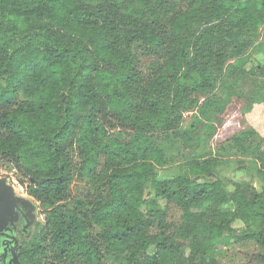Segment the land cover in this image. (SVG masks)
I'll return each mask as SVG.
<instances>
[{
	"label": "trees",
	"instance_id": "1",
	"mask_svg": "<svg viewBox=\"0 0 264 264\" xmlns=\"http://www.w3.org/2000/svg\"><path fill=\"white\" fill-rule=\"evenodd\" d=\"M263 25L264 0H0V163L44 222L20 264H209L242 229L264 264V136L176 149L187 109L220 112L240 82L243 118L264 103V65L243 69ZM227 163L262 191L227 193Z\"/></svg>",
	"mask_w": 264,
	"mask_h": 264
},
{
	"label": "rangeland",
	"instance_id": "2",
	"mask_svg": "<svg viewBox=\"0 0 264 264\" xmlns=\"http://www.w3.org/2000/svg\"><path fill=\"white\" fill-rule=\"evenodd\" d=\"M259 33L260 37L257 41L264 45V25L259 29ZM250 56L251 60L243 67L246 74H249L258 64L264 65V46L258 51H256V49L250 51ZM247 90L248 87L244 88L243 84L240 82L238 87L231 90L233 96L231 95L229 97L227 103L222 107V110L216 114L210 113L206 118L198 115L197 108L187 109L183 114L181 129L178 131L177 135V137H181L182 140H184L185 144L176 142V144H178L176 145V149L183 150L185 154H190L197 149L211 151L216 144L237 134L241 130L247 128L248 125L253 126L264 136V103H254L251 112L244 118L241 116L242 108L245 107L243 96ZM239 93H241L240 98ZM109 130L116 138H121L125 135V131L117 126ZM174 149L173 144L164 148L167 155H171ZM159 177L161 179H166L169 177V174L161 170ZM0 178H6L7 183L13 186L17 196L34 202L26 193L25 186L28 182L14 169L11 163L4 161L0 163ZM220 178L227 193H231L237 187L247 191H262L261 183L257 179L250 178L245 172H233L231 165L228 163L221 169ZM78 190L79 186L75 183L73 192L75 193ZM42 218L39 208H37L36 223L38 226L32 227L31 235L43 225L44 222ZM248 225L250 228H255L257 223L255 224V222L251 223L249 221ZM243 232L244 230L242 229L228 235L223 245L214 250L215 253L212 259L209 256L201 255L198 256L196 260L198 262L205 261L209 264H253L250 261V255L257 252L255 249L256 247L248 243V241L244 242L237 240L241 237ZM30 237L29 235L28 237L22 238L20 243L28 240ZM214 248V246L209 247L210 250ZM184 252L186 255L189 253V251ZM173 261H175V258L172 254L161 253L159 264H171Z\"/></svg>",
	"mask_w": 264,
	"mask_h": 264
},
{
	"label": "water",
	"instance_id": "3",
	"mask_svg": "<svg viewBox=\"0 0 264 264\" xmlns=\"http://www.w3.org/2000/svg\"><path fill=\"white\" fill-rule=\"evenodd\" d=\"M38 205L31 200L21 198L16 195L13 186L7 183L6 178H0V237H9L7 232H11L15 228V223L19 216H23L24 209L30 213L31 222L27 225L30 227L36 220V211ZM15 244L11 251L10 264H20L16 253V248L19 245L18 240L11 237ZM3 245V244H2ZM2 258L6 257V251L3 250Z\"/></svg>",
	"mask_w": 264,
	"mask_h": 264
},
{
	"label": "flooded vegetation",
	"instance_id": "4",
	"mask_svg": "<svg viewBox=\"0 0 264 264\" xmlns=\"http://www.w3.org/2000/svg\"><path fill=\"white\" fill-rule=\"evenodd\" d=\"M22 214L23 216H19L18 221L15 223V228L11 232H7V235H9V237H0V264H10L9 261L11 260V251L15 244L14 240L11 237H14L15 240H18V244H20L22 238L28 237L30 235L31 229L36 223L35 220L30 227H27V225L31 222L29 216L30 213L27 209H24ZM19 246L20 245H18L16 248V253ZM3 250L6 251L5 258L1 257V255L3 254Z\"/></svg>",
	"mask_w": 264,
	"mask_h": 264
}]
</instances>
